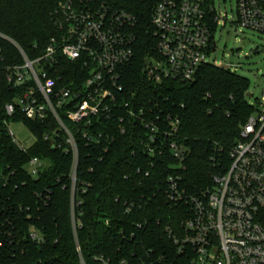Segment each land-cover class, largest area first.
<instances>
[{
    "label": "trees",
    "instance_id": "1",
    "mask_svg": "<svg viewBox=\"0 0 264 264\" xmlns=\"http://www.w3.org/2000/svg\"><path fill=\"white\" fill-rule=\"evenodd\" d=\"M64 1L1 0L0 34L36 60L59 34L55 13ZM104 1L136 18L135 57L122 74L126 99L144 115L127 116L132 127L124 133L117 119L86 126L61 115L76 140V159L54 118L39 123L6 115V105L20 93L7 69L23 61L0 38V264H101L102 257L115 264H188L190 257L173 240L184 234L188 208L169 202L168 178L180 176L189 194L211 188L229 168L230 152L255 114L247 97L250 82L229 70L205 65L190 82L150 81L144 69L154 57V0ZM58 61L62 85L84 81L80 63ZM168 116L179 121L175 139L186 149L183 163L168 149L153 157L142 141L148 130L141 120L160 117L166 124ZM6 122L23 123L36 138L34 146L21 150ZM35 158L46 162L38 177L27 171ZM32 229L42 243L31 239Z\"/></svg>",
    "mask_w": 264,
    "mask_h": 264
},
{
    "label": "built area",
    "instance_id": "2",
    "mask_svg": "<svg viewBox=\"0 0 264 264\" xmlns=\"http://www.w3.org/2000/svg\"><path fill=\"white\" fill-rule=\"evenodd\" d=\"M236 18L233 24L241 30L264 35V0H236ZM221 19L215 0H154V57L145 66L147 78L153 83L190 82L205 65L236 73L233 66L218 65L211 58L218 49L215 35ZM136 23L131 13L117 10L104 0H65L55 13L59 34L36 60H30L16 42L0 34L18 50L23 61L7 69L8 81L20 93L14 103L6 105V115L39 123L54 118L65 132L75 159L76 140L61 115L75 125L86 126L93 120L117 119L124 133L132 127L127 116L144 115L126 99L122 74L135 57ZM58 57L80 63L85 78L79 86L75 82L72 87L62 85ZM141 121L148 130L142 141L153 157L168 149L179 163L185 161L186 149L175 139L178 120L168 116L166 124L160 117ZM6 124L9 128L10 123ZM9 133L26 151L10 129ZM50 139L47 135L46 140ZM229 158L225 174L215 177L211 188L196 194L182 187L180 176L168 178L169 202L188 208L182 222L184 234L173 239L179 252L190 257L188 264H264V86L255 114L242 128ZM45 168L46 162L39 158L27 165L33 177ZM31 239L43 242L35 229ZM77 251L81 256L79 247ZM99 261L115 264L104 257ZM81 264H85L83 260ZM118 264L129 263L122 260Z\"/></svg>",
    "mask_w": 264,
    "mask_h": 264
},
{
    "label": "rangeland",
    "instance_id": "3",
    "mask_svg": "<svg viewBox=\"0 0 264 264\" xmlns=\"http://www.w3.org/2000/svg\"><path fill=\"white\" fill-rule=\"evenodd\" d=\"M215 7L222 19L215 35L218 49L211 58L218 65L233 66L238 76L250 82L249 93L253 98L249 102L257 108L263 97L264 35L241 30L233 24L237 19L236 0H215ZM9 129L21 147L29 149L36 143L35 136L23 123H10Z\"/></svg>",
    "mask_w": 264,
    "mask_h": 264
},
{
    "label": "water",
    "instance_id": "4",
    "mask_svg": "<svg viewBox=\"0 0 264 264\" xmlns=\"http://www.w3.org/2000/svg\"><path fill=\"white\" fill-rule=\"evenodd\" d=\"M214 50H215V49H214ZM258 50H259V49H258ZM148 64H149V62H146L145 66H148ZM247 97H248L249 99H251V98H253V95L249 93V94L247 95Z\"/></svg>",
    "mask_w": 264,
    "mask_h": 264
}]
</instances>
